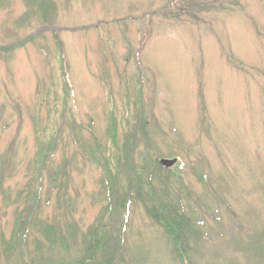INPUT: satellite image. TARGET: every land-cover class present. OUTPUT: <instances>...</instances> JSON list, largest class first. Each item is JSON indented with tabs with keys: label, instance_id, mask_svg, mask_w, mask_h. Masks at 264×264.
<instances>
[{
	"label": "rangeland",
	"instance_id": "obj_1",
	"mask_svg": "<svg viewBox=\"0 0 264 264\" xmlns=\"http://www.w3.org/2000/svg\"><path fill=\"white\" fill-rule=\"evenodd\" d=\"M104 156L129 162L119 189L177 160L170 189L205 237L192 264H264V0H0L1 255L75 260L113 204ZM126 209L111 227L128 264H182Z\"/></svg>",
	"mask_w": 264,
	"mask_h": 264
},
{
	"label": "trees",
	"instance_id": "obj_2",
	"mask_svg": "<svg viewBox=\"0 0 264 264\" xmlns=\"http://www.w3.org/2000/svg\"><path fill=\"white\" fill-rule=\"evenodd\" d=\"M50 7L52 12L56 10V6L53 3L50 4ZM112 156L114 158L116 157L115 155ZM103 158L104 160H102L101 165H104L106 169L105 172H107L104 174H107L108 179L113 178L112 183H109L108 179H106L107 184L103 181V190L106 193L105 198H107L109 203L112 202L113 204L106 208L105 213L101 217V223L94 230L92 229V231L89 232L90 235L86 234L84 236L79 256L75 258V260L62 261V264H117L119 262V258L122 259L121 262H119L120 264H128V262L123 259L125 247L122 232H120L119 235L113 234L111 224L114 220L117 208L120 206L127 208L126 210L128 214L129 207L133 204V202L143 204L146 207L145 210L148 217L163 229L172 247V253L176 259H178L182 264H192L194 257L200 255L198 249L205 241V237L203 235L202 228L197 225L193 217L187 213L181 196L176 192L173 193L170 189V178H178L176 172L179 170L180 164H177L174 168H167L159 161V163H154L153 172L149 168H144L142 171L138 169L135 174L138 178L136 184L134 183V178H132V176H134V171L131 169V178L125 180V188L119 189L117 188V185L120 184L121 181H116L113 177L114 175L112 169L117 167L116 170L120 171L123 167H118L121 164H125V167L127 168L124 167L123 169L127 170L129 168V162H122V160H120L118 164L112 165V168H110V158L108 160L105 159V156ZM115 160L116 159L111 158V161ZM153 180L159 184V192L153 185ZM55 187L57 189H62V185L61 187ZM121 191L123 192L121 193ZM63 196L65 197L63 198L61 193L57 198H59L60 201H65L67 196ZM37 201L38 203L40 201L38 197ZM40 209L41 208H38L37 211L34 212L31 211L29 219L33 221L36 216L38 217H35L37 219L36 221L42 220V218H40L42 217V215H40ZM124 222H126L125 219ZM29 223L32 224V222ZM35 227H38V225L35 224ZM38 232L47 242L52 241L50 235H57L55 231H50L48 227L43 228L42 226L39 228ZM39 248H41V246L38 247V249ZM18 250H20L19 259L21 264H54L53 260L45 257L43 251L40 252V255L38 256H29L27 251H25L26 248L19 245V242L14 244L11 243L6 246L3 249V255H1L2 251L0 249V260L4 259V257L8 261L17 258Z\"/></svg>",
	"mask_w": 264,
	"mask_h": 264
},
{
	"label": "water",
	"instance_id": "obj_3",
	"mask_svg": "<svg viewBox=\"0 0 264 264\" xmlns=\"http://www.w3.org/2000/svg\"><path fill=\"white\" fill-rule=\"evenodd\" d=\"M175 163H176V160H174V161L162 160L161 161V164L164 165L167 168H170Z\"/></svg>",
	"mask_w": 264,
	"mask_h": 264
}]
</instances>
